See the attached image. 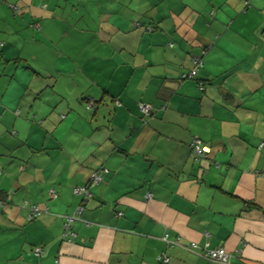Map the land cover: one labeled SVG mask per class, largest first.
<instances>
[{
  "label": "crops",
  "instance_id": "1",
  "mask_svg": "<svg viewBox=\"0 0 264 264\" xmlns=\"http://www.w3.org/2000/svg\"><path fill=\"white\" fill-rule=\"evenodd\" d=\"M0 202V264H264V0H0Z\"/></svg>",
  "mask_w": 264,
  "mask_h": 264
},
{
  "label": "built area",
  "instance_id": "2",
  "mask_svg": "<svg viewBox=\"0 0 264 264\" xmlns=\"http://www.w3.org/2000/svg\"><path fill=\"white\" fill-rule=\"evenodd\" d=\"M11 8L14 11L17 10L16 6H13ZM199 67H201L200 60L197 58H194L193 68L190 70L187 76L183 75V77L191 78L195 76L196 71L198 70ZM92 106H93V103L88 102V104L86 105V108L90 109ZM140 109L142 113L146 115L149 113L150 107L148 105L143 104V105H140ZM189 149H190L191 157H193L195 160L202 159L206 156L207 153H209V147L207 145H204L199 139H196V138H194L191 141L189 145ZM98 178H99V175L95 174V176L92 177V182L98 181ZM73 194L83 196L84 198L89 197L86 186L73 188ZM48 196L51 199L56 198V194L52 189L49 190ZM150 197L151 195L148 194L147 198H150ZM22 207L23 208L27 207L25 202L22 204ZM27 208L29 210L27 219L29 220L31 218L37 217L41 213V211L36 206H29ZM82 209H83L82 205H79L75 208L74 212L71 215L65 216L63 218L64 219L63 232L61 234L62 242L70 243L75 238V234L72 231L71 227H72L73 222L77 220V216L81 214ZM117 216H121V213H117ZM162 241H164L168 247H171L173 245H180L179 240L177 238H175L174 240H169L167 234L163 236ZM180 246L181 248L188 250V251L198 249V246L194 242L186 244V245L181 244ZM201 251H202L201 254L204 256V258H206L210 262H213L215 264H231L230 255L223 248H214V249L205 248L204 250H201ZM42 253L43 251L41 247H36L33 250V254L35 256H41ZM157 261L162 264H169L170 259L166 255L165 252H161L157 257Z\"/></svg>",
  "mask_w": 264,
  "mask_h": 264
},
{
  "label": "trees",
  "instance_id": "3",
  "mask_svg": "<svg viewBox=\"0 0 264 264\" xmlns=\"http://www.w3.org/2000/svg\"><path fill=\"white\" fill-rule=\"evenodd\" d=\"M248 3L246 2V5H247ZM11 10H12V12L14 13V14H17L19 11H18V9L17 10H13L12 8H11ZM202 55H204V54H202ZM194 58H197V59H199L200 60V62H201V67H199L198 68V70L196 71V74H195V76H193V77H191V78H188V77H183V75H185V76H187L188 75V73L190 72V70L193 68V59ZM202 65H203V62H202V58L201 57H199V56H193L192 57V67L190 68V70L187 72V73H184V74H182L181 75V78L182 79H189V80H194V79H196V75H197V72L202 68ZM203 82L202 81H198V86H199V88L202 90L203 89ZM87 104H88V102H87ZM141 105H143V104H141ZM146 105V104H145ZM95 106V104H93V106L90 108V109H87L88 111L89 110H91L93 107ZM140 106V105H139ZM148 106H150V105H148ZM143 114V113H142ZM150 114H151V107H150V110H149V113L148 114H146V115H144L143 114V116H150ZM194 139V138H193ZM192 139V140H193ZM196 139H198V138H196ZM191 140V141H192ZM200 140V139H199ZM201 141V140H200ZM202 142V141H201ZM191 143V142H190ZM190 143H189V145H190ZM203 143V142H202ZM204 144V143H203ZM204 145H207V144H204ZM208 146V145H207ZM209 147V146H208ZM207 155H208V153L206 154V156L204 157V158H202V159H198V160H195L193 157H191V153H190V151H189V158L193 161V162H195V163H201L202 161H204V160H206V161H208V159H207ZM151 195V194H150ZM24 202H21V205H20V207L21 208H23L22 207V204H23ZM26 203V205H27V207H29V206H36V205H30V204H28L27 202H25ZM0 205H3V202H0ZM250 204H248V206H249ZM27 207H24V209H26V210H28V208ZM37 207V206H36ZM40 211H41V213H40V215H42V214H44V213H47V208H44V209H40L39 207H37ZM28 214H29V210H28ZM40 215H38V216H40ZM28 216V215H27ZM37 216V217H38ZM66 216H69V215H66ZM37 217H34V218H31L30 220L29 219H27L28 221H31V220H33V219H35V218H37ZM65 216H62V219L64 218ZM78 218V217H77ZM75 222V221H74ZM74 222H73V224H74ZM63 223H64V219H63ZM73 224H72V227H73ZM71 227V229H72V231H73V228ZM62 232H63V227H62V231H61V234H62ZM74 232V231H73ZM61 234H60V240L62 241V237H61ZM74 234H75V232H74ZM75 237H76V235H75ZM34 248H36V247H34ZM34 248L31 250V254L33 255V256H35L34 254H33V250H34ZM35 257H40V256H35Z\"/></svg>",
  "mask_w": 264,
  "mask_h": 264
},
{
  "label": "rangeland",
  "instance_id": "4",
  "mask_svg": "<svg viewBox=\"0 0 264 264\" xmlns=\"http://www.w3.org/2000/svg\"><path fill=\"white\" fill-rule=\"evenodd\" d=\"M16 72H17V75L19 77H21L22 79H29V78L31 79V78L34 77L37 80H41V81H44L45 80V81H48V80L53 79V77H54L55 80H61V81H65V80L66 81H69L70 80V78H68L69 76H67L65 74H59V75L58 74H55V75L53 74V76H51V77H49L48 75H45V76L42 75V76L39 77L37 73H33V72L25 69L24 66H21L19 69L16 68ZM27 73L30 74L29 77H27ZM1 79L4 80L5 79V76H2Z\"/></svg>",
  "mask_w": 264,
  "mask_h": 264
}]
</instances>
